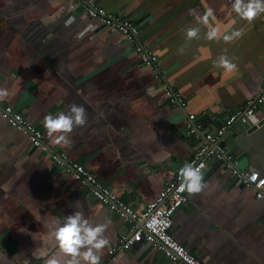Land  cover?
Wrapping results in <instances>:
<instances>
[{
  "label": "crops",
  "instance_id": "1",
  "mask_svg": "<svg viewBox=\"0 0 264 264\" xmlns=\"http://www.w3.org/2000/svg\"><path fill=\"white\" fill-rule=\"evenodd\" d=\"M93 1L139 25L157 70L139 64L132 44L72 0H0V99L142 214L200 145L187 133L186 115L214 132L264 89V11L242 17L235 0ZM166 86L186 99V112L170 103ZM73 103L85 108V123L66 140L60 131L49 135L45 117L74 115ZM251 122L258 127L238 123L225 148L239 169L264 177V104ZM202 180L206 186L188 192L174 215V238L204 264H264V200L225 162H211ZM77 212L85 227L103 225L97 239L109 243L63 252L56 230ZM131 228L0 118V264H90V248L99 264H173L145 241L113 253Z\"/></svg>",
  "mask_w": 264,
  "mask_h": 264
},
{
  "label": "built area",
  "instance_id": "2",
  "mask_svg": "<svg viewBox=\"0 0 264 264\" xmlns=\"http://www.w3.org/2000/svg\"><path fill=\"white\" fill-rule=\"evenodd\" d=\"M72 1L77 3L78 9L85 12L89 18L98 21L107 29L118 32L126 42L132 44L139 64L157 70L158 57L141 40V29L138 24L122 13L99 7L93 0ZM156 78H161L159 72ZM164 88L170 103L186 112V99L173 88L167 86ZM263 104L264 89L253 100L233 111L214 132L206 130L205 125L197 119L195 114L186 115L187 133L200 142V145L194 150L192 158L186 164L199 168L203 172L211 162H225L232 175L240 183L254 190L258 200H264V177L257 171L239 169L236 166V159L229 156L221 146L238 123H246L250 128L258 127L257 123L251 122V118ZM0 118L11 128L26 135L31 146L48 154L65 174L72 176L75 181L89 189L90 194L99 203L114 207L121 218L131 222L130 232L121 237L119 248L113 249V253L129 250L137 242L145 241L156 244L166 260L173 264H204L195 254L181 245L171 233L175 213L189 201L187 188L182 184L184 178L180 173V169L186 164L173 173L172 180L166 184L159 196L148 203L142 214H139L122 201L114 191L103 185L82 164L70 159L66 152L54 148L38 127L29 122L21 113L15 111L13 106L3 103L1 99ZM153 217L163 223L158 222L155 225H150ZM105 264H111V262Z\"/></svg>",
  "mask_w": 264,
  "mask_h": 264
},
{
  "label": "clouds",
  "instance_id": "3",
  "mask_svg": "<svg viewBox=\"0 0 264 264\" xmlns=\"http://www.w3.org/2000/svg\"><path fill=\"white\" fill-rule=\"evenodd\" d=\"M235 11L239 13L242 17L251 19L260 11H264V0H249L248 3H242L241 0H235L233 5ZM210 14V10H209ZM217 30L213 28L208 32V36L212 37L216 35ZM197 34L196 28H191L188 30L187 35L193 37ZM230 37L225 36V39ZM228 69L235 67L234 64L228 62L223 57L220 61ZM4 94V93H0ZM71 113L74 115H65L61 112L55 118L49 114L45 117V126L48 130L49 135L55 132H62L63 134L59 136V140H66V134L71 132L74 124L77 126L83 125L86 121L85 108L83 105H77L73 103L70 109ZM180 173L183 176V186H186L189 193H199L206 186L202 180L203 172L199 168H194L189 164H186L180 169ZM81 213L77 212L74 216H69L67 222L60 226L56 230V238L59 241V246L63 252L67 254H72L73 256L77 253L78 246L81 244L92 245L93 248L101 249L103 246L109 243L107 239H97L98 233L103 230V225H99L95 228L85 227L84 224L80 223ZM163 223L162 221H157L155 217L150 221V225H155L156 223ZM86 223V222H85ZM81 228H83L84 235H81ZM84 259L90 261V264H99L100 256L99 254H94L91 248L84 253ZM48 264H58L56 260H49ZM67 264H76L75 260L67 261Z\"/></svg>",
  "mask_w": 264,
  "mask_h": 264
},
{
  "label": "water",
  "instance_id": "4",
  "mask_svg": "<svg viewBox=\"0 0 264 264\" xmlns=\"http://www.w3.org/2000/svg\"><path fill=\"white\" fill-rule=\"evenodd\" d=\"M260 126V125H259ZM257 127H253V128H251L250 130L252 131V130H255ZM221 146L226 150V148H225V142H223L222 144H221ZM34 150H35V148H34ZM97 200V199H96ZM98 201V200H97ZM99 202V201H98Z\"/></svg>",
  "mask_w": 264,
  "mask_h": 264
}]
</instances>
